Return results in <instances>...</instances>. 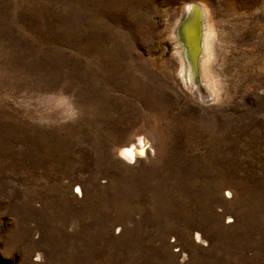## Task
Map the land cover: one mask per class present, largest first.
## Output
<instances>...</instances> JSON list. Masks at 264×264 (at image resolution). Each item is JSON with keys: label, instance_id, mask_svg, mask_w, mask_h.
<instances>
[{"label": "rangeland", "instance_id": "1", "mask_svg": "<svg viewBox=\"0 0 264 264\" xmlns=\"http://www.w3.org/2000/svg\"><path fill=\"white\" fill-rule=\"evenodd\" d=\"M190 3L207 104L175 49ZM0 264H264V0H0Z\"/></svg>", "mask_w": 264, "mask_h": 264}, {"label": "bare ground", "instance_id": "2", "mask_svg": "<svg viewBox=\"0 0 264 264\" xmlns=\"http://www.w3.org/2000/svg\"><path fill=\"white\" fill-rule=\"evenodd\" d=\"M186 4V3H185ZM201 9L202 13L204 14V28L203 32H201L200 38L196 35L194 38L200 42V48H201V54L198 60V71H199V85L200 88L197 87V85L193 84L192 81V72L189 67H187L185 62V57L183 55V49L181 45L178 43L176 38V30L179 25V23L186 17L189 9L185 5L183 10L180 12L181 15H179V20H177L179 23L177 24L176 28L174 27V37H175V49L179 50V55L177 56L180 61V68H182V80L183 84L187 87L190 94H192L197 100H200L201 102H212L214 99L216 100L217 96V85L216 82L213 81L209 77V63H211L210 59L213 57V42L215 37V32L213 29V25L211 21L209 20V16L207 10L203 8L200 4H196ZM191 10V9H190ZM176 23V22H175ZM173 29V30H174ZM171 41V40H170ZM196 41V42H197ZM174 42V41H173ZM173 45V44H172ZM198 46V45H197ZM173 51V50H172ZM176 52V51H174ZM197 53H199V49L196 50ZM176 55V53H175ZM176 57V56H175ZM212 57V58H211ZM177 58V59H178ZM179 73V72H178ZM180 74V73H179ZM184 87V86H183ZM207 104V103H206ZM154 138L147 140L144 137L139 138L136 143L137 146L130 145L128 149H121L116 154L118 157L123 158L127 163H135L140 158H149L150 155H152L155 144H154ZM149 154V155H148ZM149 156V157H148Z\"/></svg>", "mask_w": 264, "mask_h": 264}, {"label": "water", "instance_id": "3", "mask_svg": "<svg viewBox=\"0 0 264 264\" xmlns=\"http://www.w3.org/2000/svg\"><path fill=\"white\" fill-rule=\"evenodd\" d=\"M186 6L188 7L189 11L186 17L179 23L177 27L176 38L183 49L186 65L191 69L194 80L192 83L200 88L198 80V60L202 50L200 48V42H198L194 37L196 35L198 38L203 36L201 35V32H203V23L205 18L198 5L190 3ZM197 49H199V53L196 52Z\"/></svg>", "mask_w": 264, "mask_h": 264}]
</instances>
